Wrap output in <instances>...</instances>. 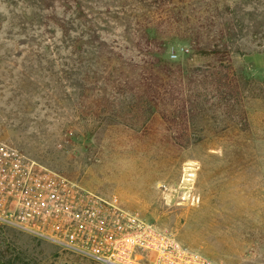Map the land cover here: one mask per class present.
<instances>
[{"label": "rangeland", "instance_id": "1", "mask_svg": "<svg viewBox=\"0 0 264 264\" xmlns=\"http://www.w3.org/2000/svg\"><path fill=\"white\" fill-rule=\"evenodd\" d=\"M2 144L264 264V0H0ZM0 264L84 263L0 225Z\"/></svg>", "mask_w": 264, "mask_h": 264}, {"label": "built area", "instance_id": "2", "mask_svg": "<svg viewBox=\"0 0 264 264\" xmlns=\"http://www.w3.org/2000/svg\"><path fill=\"white\" fill-rule=\"evenodd\" d=\"M0 225L84 264H219L117 196H99L6 144L0 145Z\"/></svg>", "mask_w": 264, "mask_h": 264}, {"label": "trees", "instance_id": "3", "mask_svg": "<svg viewBox=\"0 0 264 264\" xmlns=\"http://www.w3.org/2000/svg\"><path fill=\"white\" fill-rule=\"evenodd\" d=\"M217 53L218 52L215 50L205 52V54H207V55H216ZM147 221H149V220H147Z\"/></svg>", "mask_w": 264, "mask_h": 264}]
</instances>
